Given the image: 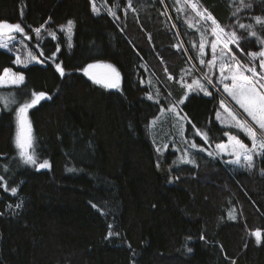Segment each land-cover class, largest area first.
I'll list each match as a JSON object with an SVG mask.
<instances>
[{
  "label": "trees",
  "instance_id": "1",
  "mask_svg": "<svg viewBox=\"0 0 264 264\" xmlns=\"http://www.w3.org/2000/svg\"><path fill=\"white\" fill-rule=\"evenodd\" d=\"M195 1L237 32L245 54L260 50L264 24L253 18L264 17V0H245L251 8L239 0ZM96 2L98 14L94 0H0V21L19 23L29 35L12 51L0 48V73L25 76L19 87H0V96L14 92L16 99L7 107L0 99V264H264V157L233 174L199 149L209 145L196 129L212 145L237 133L216 120L222 96L213 87L181 106L196 164L180 163L171 146L157 151L152 121L168 107L167 88L180 96L171 81L190 65L177 49V29L198 62L196 32L175 0ZM70 20L69 40L60 26ZM238 23L252 25L257 37ZM28 50L44 64L17 66L14 52ZM96 62L119 71L120 88L85 74ZM22 91L46 93L27 112L37 165L25 164L14 142L16 109L31 99ZM44 160L50 167L39 168ZM109 231L119 235L106 238Z\"/></svg>",
  "mask_w": 264,
  "mask_h": 264
},
{
  "label": "snow or ice",
  "instance_id": "2",
  "mask_svg": "<svg viewBox=\"0 0 264 264\" xmlns=\"http://www.w3.org/2000/svg\"><path fill=\"white\" fill-rule=\"evenodd\" d=\"M191 8L197 12V15L201 16L203 19L211 20L213 27L211 28V33L215 36V40L211 43V52L212 59L207 61L208 72L201 73L203 83L201 79H194L192 83L185 84L190 92H203L205 95H212L211 92L207 90L206 85H212L216 91L221 94L222 98L219 101L220 108L223 110V114L220 111L216 112V120L220 121L222 124H227L231 128H235L243 132L246 137L251 140V147L243 143L238 136L231 135L230 133L225 132L224 135L228 137L227 143H219L216 145V155L222 153H228L231 156H234L235 159L231 161H226L231 164H241L243 160V166L251 169L254 167V155H259L264 157V71L257 72L254 62L257 57L260 58V67L264 69V39H258L257 43L262 45L259 51L248 53L250 60L249 64H244L240 59L232 52V49L229 45H235L237 48H240L241 37L237 35L235 30L226 32L223 27L219 25L214 17L210 13H207V10L203 12L198 10L197 3H194L193 0H187ZM239 4L244 8H251V4L245 3V0H239ZM129 7H131V2L129 0ZM93 12L99 13V9L93 3L92 7ZM134 10V9H133ZM240 8H237L239 11ZM111 15L115 17V12H111ZM256 24H264V17L256 16L253 18ZM240 29H249L250 37H257V32L252 30V25H245L243 23H238ZM44 25H41L39 28H35L34 31L37 36H40L41 28ZM74 22L68 21L67 25L60 26L61 32H64L69 40L73 33ZM12 33H24V28L21 27L19 23H9L7 21H0V48L7 49L12 51L9 48V43L14 39L11 35ZM49 35L55 37V32L49 31ZM200 44V55H204V36L201 37ZM247 43V40L244 41ZM218 45L222 47L217 51ZM39 47V45H37ZM69 47L71 44L69 43ZM243 51V49H241ZM219 57V76L216 83H213L211 76L212 69L217 63V58ZM37 61V57L28 51L27 54L22 58L21 54L17 52L15 56L14 63L16 65H23L24 68L28 67V64ZM201 64H205V60H200ZM252 65V66H250ZM59 70L60 74H64V69L60 64L55 65ZM101 67V65L88 64L83 71L90 76V78L96 84H100L105 88L109 89H118L120 88V73L112 65H103L104 68L109 71L104 73H97L91 71L95 68ZM25 82V76L23 72H14L11 68H4L2 73H0V87H9V86H21ZM222 85V88L219 87ZM226 93L236 105L239 106V109L243 110V113L247 114V117L251 118V121L254 122L250 124L248 120L243 119L241 115L232 110L229 106L225 104L223 94ZM23 96H30V100H25L19 103L18 108L16 109V118H17V134L15 137V145L19 149V156L23 159L25 164L37 165V154L34 148V139L31 135L30 121L27 118V112L34 105L38 104L40 100L46 97V93H30L28 91H22ZM151 99V95L148 97ZM187 98V93L185 97L180 101H177L175 105L170 106L169 112L174 114L178 118V122L187 120V114L181 115L182 109L178 110L179 105L184 103V99ZM0 99H3L5 107L9 104L16 103L15 93L10 92L7 96H0ZM160 111L163 113V107L160 108ZM155 124V120L152 121ZM194 127V126H193ZM197 133L202 135L204 140L208 139L206 133H200L199 129H196ZM181 135H183V130L181 129ZM167 146L165 145V148ZM192 147H197L195 143H192ZM206 151V149H202ZM159 152L160 149L157 148ZM208 155H213L212 152H208ZM181 161L187 163H194L188 159V157H180ZM177 163V161H173ZM39 168H48L50 164L47 160H44L42 163L38 164ZM71 171V169H69ZM0 181H3V177L0 176ZM6 186V185H5ZM12 194H16L17 188L13 187L11 189ZM11 207V205H9ZM20 207V205H16ZM95 207V206H94ZM234 218V217H230ZM111 228V226H109ZM113 235H119L118 233H113L109 231L107 237H112ZM257 238V242L260 241L262 233L260 230H256L254 233ZM203 239V237H201ZM191 251V249H188Z\"/></svg>",
  "mask_w": 264,
  "mask_h": 264
},
{
  "label": "rangeland",
  "instance_id": "3",
  "mask_svg": "<svg viewBox=\"0 0 264 264\" xmlns=\"http://www.w3.org/2000/svg\"><path fill=\"white\" fill-rule=\"evenodd\" d=\"M163 1H165V0H163ZM193 2L197 3V7H198L199 11L203 12L205 10L204 8L201 7V5L198 2H196L195 0H193ZM94 3H95V6L98 8V6L96 5V3H97L96 0H94ZM175 4L177 7L176 9L181 11L182 17L185 20L184 22L187 23L186 25H188V27L191 31L196 32L195 34H197V36L199 37V41L195 42V45L197 46V50H198L197 56H198L199 61L196 62L194 60L193 56L190 53L189 47L185 43V41H184L183 37L181 36L179 30L177 29V35L180 39V43L178 44L177 49L181 48V49H183L184 52H186V54L189 57L190 65L186 66L185 70L182 72V75H181L178 83H176L175 79L171 76V79L173 78L171 83L173 82V84L175 85L174 89L176 88L177 90H179V88H180L181 94L179 96L172 89H170V88L166 89L168 96H171V98L168 99V107L164 108V112L163 113L161 112V114L155 119V124L152 123V131H153V137H154V140L156 143V147L159 148L161 152H164L168 147L171 146L172 148L177 149L179 158L186 156V157H188L189 160L194 161V163H189V164H196V161H195L196 159L193 155V152H194V150H197L198 148L192 147V143H195V141H192V140L190 141L185 136L187 120L183 121L182 125H181V122H178V118L175 117L174 114L169 112V108H170V106L175 105L177 101H180L182 98H184L185 93H187V97L192 93H203V92H196V91L190 92L186 87H184V85L192 83V81L194 79H201V82L202 83L204 82L202 77H201V73L208 72L206 65H207V61L212 59L211 43L215 40V36L211 33V28L213 27L211 20L203 19L201 16L197 15V12L191 8V6L187 2V0H175ZM173 21H174V19H173ZM174 24H175V26H177L175 21H174ZM225 31L230 32L227 29H225ZM11 35L14 37V39H12V41L9 43V48H11L12 50H13V48H12L13 44L19 43L22 39L29 38V35H26L25 32L24 33H12ZM202 35L204 36L203 43L205 45L203 56L200 55V44L202 42V40H201ZM220 47H222V46L218 45V48H217L218 52H219ZM229 47L232 49V52L235 53V55L240 59V61L242 63L249 64L250 57H249L248 53L245 54L242 51L243 53L241 54V48H237L235 45L230 44ZM28 51L23 52V53L19 52V53L21 54V56L23 58L27 54ZM14 54L16 56L17 52H14ZM241 58H243V60ZM201 59L205 60V64L200 63ZM259 61H260V58L257 57L255 62H254V65L256 67L257 72L264 71V69H262L260 67ZM33 63L44 64V61L40 58H37V61H33V62L29 63L28 65L33 64ZM93 64L94 65H101V67L95 68L91 71H94V72H96V71H102V72L103 71H109L108 69L103 67V65H109V64L101 63V62H96ZM17 66H23V65H17ZM250 66H252V65H250ZM14 72H16V71H14ZM211 76L213 79V83H216L217 78L219 76V57L217 58V63L215 65V67L212 69ZM171 83H169V84H171ZM121 84H122V79L120 78V85ZM210 86L213 87L212 85H206L207 90L209 92H210V90H209ZM219 87L222 88V85H220ZM162 97H163L162 94H160L158 92V90H156L155 99L159 100V98H162ZM223 98H224L225 104L227 106L232 108V110L239 113L243 119L248 120V122L250 124H253V126H255L254 122L251 121V118L247 117V114L243 113V110L239 109V106L236 105L235 102L232 101L231 98L228 97L226 93L223 94ZM186 99H184V101ZM181 106H182V104L179 105L178 110L182 109ZM218 111H220L223 114V110L220 108V106L218 108ZM184 114L185 113L183 111H181V115H184ZM27 118L29 120L28 115H27ZM218 122L221 125H224L228 128H231L227 124H222L220 121H218ZM30 127H31V123H30ZM181 129L183 130V135H181ZM232 129H234L235 132H237V133L236 134L230 133L231 135L238 136V138L243 143H245L249 147H251L250 138L246 137V135L243 132H241L240 130L235 129V128H232ZM31 135H32V129H31ZM207 136H208V139L205 141L207 142L209 147L206 150V152L207 153L212 152L213 155H211V156L213 158H219V160L224 161L226 167L230 171H232L233 174L236 171H239L242 169H249V168H246L243 166V160L241 161V164L227 163L226 161H231V160L235 159L234 156H231L228 153H222L220 155H216V152H217L216 145L219 143H227L228 137H227V140L221 141V142H218V143L212 145L210 142V140H211L210 135H208V133H207ZM32 137H33V135H32ZM165 145L167 146L166 148H165ZM199 149L202 150L203 148H199ZM255 156L256 155H254V157ZM179 162L180 163H187V162L181 161L180 159H179Z\"/></svg>",
  "mask_w": 264,
  "mask_h": 264
},
{
  "label": "water",
  "instance_id": "4",
  "mask_svg": "<svg viewBox=\"0 0 264 264\" xmlns=\"http://www.w3.org/2000/svg\"><path fill=\"white\" fill-rule=\"evenodd\" d=\"M96 72H97V73H104V72H107V71H103V72H102V71H96Z\"/></svg>",
  "mask_w": 264,
  "mask_h": 264
}]
</instances>
